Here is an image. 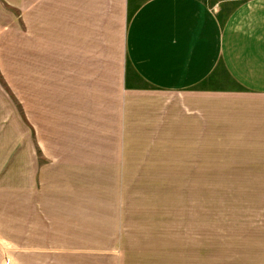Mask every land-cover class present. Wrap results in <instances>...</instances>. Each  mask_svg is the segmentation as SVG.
I'll list each match as a JSON object with an SVG mask.
<instances>
[{
  "label": "rangeland",
  "instance_id": "obj_1",
  "mask_svg": "<svg viewBox=\"0 0 264 264\" xmlns=\"http://www.w3.org/2000/svg\"><path fill=\"white\" fill-rule=\"evenodd\" d=\"M46 3L37 0L34 6ZM75 6V12H84L79 19L90 15L93 27L91 34L73 40L78 65L87 77L95 73L96 90L107 86L100 78L114 73L107 93L119 105L111 127L96 132L99 138L93 140L100 143L88 148L121 157L124 169L114 172L123 174L71 176L62 167V125L71 118L66 103L62 113V77L47 76L42 68L29 74L51 90L37 88L34 80L29 92L15 87L18 72L24 88L28 84L32 17L13 0L0 1V264H254L252 193L247 191L252 178L221 176L222 165L231 162L221 160L220 139L207 162L211 175L196 176L198 162L189 161L188 153L139 143L140 120L125 138L122 78L130 15L125 0ZM35 8L30 12H38ZM69 45L64 44L61 61L71 92L77 64L70 63Z\"/></svg>",
  "mask_w": 264,
  "mask_h": 264
},
{
  "label": "crops",
  "instance_id": "obj_2",
  "mask_svg": "<svg viewBox=\"0 0 264 264\" xmlns=\"http://www.w3.org/2000/svg\"><path fill=\"white\" fill-rule=\"evenodd\" d=\"M36 1L13 0L16 7L28 11L24 16L32 17L34 32L27 88L19 72L15 87L29 92L34 80L37 88L47 89L44 81L30 76L42 68L47 76L62 77V113L66 103L71 116L62 125V167L71 176L122 175L114 172L124 169L121 157L100 156L88 148L100 143L93 140L99 138L96 132L111 127L113 108L119 105L107 93L114 73L99 79L108 87L96 90L95 73L88 78L78 65L73 40L91 34L93 27L90 15L79 19L84 12L71 7L85 0H46L35 8ZM234 2L125 0L130 15L124 37L123 133L132 137L131 130L138 127L133 122L140 120L143 140L139 143L173 146L172 152L188 153L189 161L198 162L196 176L211 175L207 162L212 161L213 146L220 139L221 160L231 162L222 165L221 176L252 178L247 191L252 193L248 204L255 226L253 262L264 264V0ZM34 8L38 12H30ZM47 31L60 38L58 42H51ZM66 43L74 51L70 63L77 64L71 92L64 83L66 66L61 61ZM86 80L91 83L84 84Z\"/></svg>",
  "mask_w": 264,
  "mask_h": 264
}]
</instances>
